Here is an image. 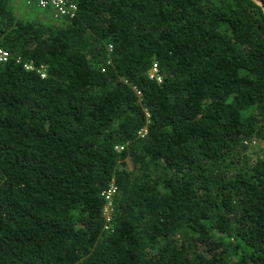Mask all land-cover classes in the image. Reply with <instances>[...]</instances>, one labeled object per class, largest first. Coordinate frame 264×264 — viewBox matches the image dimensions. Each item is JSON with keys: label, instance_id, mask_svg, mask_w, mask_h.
Wrapping results in <instances>:
<instances>
[{"label": "trees", "instance_id": "trees-1", "mask_svg": "<svg viewBox=\"0 0 264 264\" xmlns=\"http://www.w3.org/2000/svg\"><path fill=\"white\" fill-rule=\"evenodd\" d=\"M75 2L0 0V264H264L263 7Z\"/></svg>", "mask_w": 264, "mask_h": 264}, {"label": "built area", "instance_id": "built-area-1", "mask_svg": "<svg viewBox=\"0 0 264 264\" xmlns=\"http://www.w3.org/2000/svg\"><path fill=\"white\" fill-rule=\"evenodd\" d=\"M27 6H35L38 9L44 11H50L51 17L54 20L72 18L77 12V5L75 0H24ZM111 48V46H109ZM9 57V53L4 48L0 47V62H4ZM27 69H34L32 64H25ZM41 72V76H44V72L41 68L38 69ZM147 75L150 79H155L157 81L161 80V75L158 71L157 63L154 62L150 69L147 71ZM137 95H141L139 90H136ZM146 133V127L141 128L138 131L139 136H143ZM116 149H122V146H115ZM115 185L113 182L110 183L109 187L105 189L102 194L106 200V204L103 209L106 223L111 219V214L113 213L111 198L115 192Z\"/></svg>", "mask_w": 264, "mask_h": 264}, {"label": "crops", "instance_id": "crops-1", "mask_svg": "<svg viewBox=\"0 0 264 264\" xmlns=\"http://www.w3.org/2000/svg\"><path fill=\"white\" fill-rule=\"evenodd\" d=\"M13 4H14V9L15 11L17 12V14L19 15H26L27 13L29 14V8L30 6H27L25 3H24V0H13ZM28 8V9H26ZM42 12L45 14V16H50L51 17V12L50 11H44L42 10ZM38 19L39 16H38ZM48 20H52V18H48Z\"/></svg>", "mask_w": 264, "mask_h": 264}, {"label": "rangeland", "instance_id": "rangeland-1", "mask_svg": "<svg viewBox=\"0 0 264 264\" xmlns=\"http://www.w3.org/2000/svg\"><path fill=\"white\" fill-rule=\"evenodd\" d=\"M26 9H28V8H26ZM29 10H31L29 13H35L36 15V17H38L39 16V18L40 19H42V20H45V21H47L48 20V18H52V17H50V16H45V14L42 12V10L41 9H38L37 7H35V6H30V8H29ZM22 16H29V14L27 13L26 15H22ZM53 20V19H52ZM52 20H50V21H52ZM49 21V20H48ZM259 147V145H258V143H256V145H251V146H249V148H248V152L250 153V154H253L255 151H256V149Z\"/></svg>", "mask_w": 264, "mask_h": 264}, {"label": "water", "instance_id": "water-1", "mask_svg": "<svg viewBox=\"0 0 264 264\" xmlns=\"http://www.w3.org/2000/svg\"><path fill=\"white\" fill-rule=\"evenodd\" d=\"M256 3H258L259 5H261L262 6V2L260 1V0H254ZM263 7V6H262ZM263 9H264V7H263Z\"/></svg>", "mask_w": 264, "mask_h": 264}]
</instances>
